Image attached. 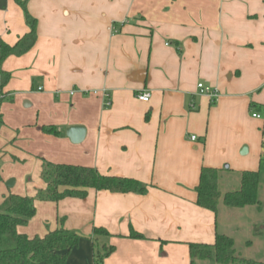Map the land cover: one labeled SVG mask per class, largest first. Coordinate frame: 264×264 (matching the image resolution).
I'll list each match as a JSON object with an SVG mask.
<instances>
[{
    "label": "crops",
    "instance_id": "0c3cea01",
    "mask_svg": "<svg viewBox=\"0 0 264 264\" xmlns=\"http://www.w3.org/2000/svg\"><path fill=\"white\" fill-rule=\"evenodd\" d=\"M19 1L36 21V41L1 64L9 81L0 98L12 104L3 101L0 114L12 129L36 128L38 180L43 159L133 179L146 192L38 202L43 229L18 232L43 237L63 220L82 237L66 264H94V246L114 247L102 264H189V244L228 236L230 211L199 208L195 188L203 168L237 188L241 173L262 174L264 0ZM28 32L24 12L7 0L0 40L13 46ZM199 84L216 92L214 101ZM71 127L84 128L81 143L67 138ZM49 128L58 135L41 134ZM9 194L17 195L0 203ZM94 228L109 237L92 242Z\"/></svg>",
    "mask_w": 264,
    "mask_h": 264
},
{
    "label": "trees",
    "instance_id": "16d2710c",
    "mask_svg": "<svg viewBox=\"0 0 264 264\" xmlns=\"http://www.w3.org/2000/svg\"><path fill=\"white\" fill-rule=\"evenodd\" d=\"M25 15L29 32L20 37L13 46L0 40V89L9 81L8 74L1 70L2 62L10 56H22L32 49L36 41V21L29 18L26 4L16 0ZM7 9V0H0V11ZM4 98H0V105ZM0 124L2 115L0 114ZM44 132L58 135L54 129H43ZM40 180L44 189L36 191L35 198L39 202L58 203L64 199H84L88 190L105 191L113 194L143 195L146 188L138 181L127 178L101 175L96 169L64 164H53L41 160ZM2 181L0 174V182ZM223 181L221 171L203 168L200 173L196 205L213 214L218 205L229 209L256 207L261 209L259 200V173L243 172L240 174V187L233 192L221 194ZM36 214L34 199L9 194L0 203V264H66L70 252L79 244L82 237L73 231L60 227L48 231L43 237H27L18 232L26 227ZM98 237H109L103 228H94L91 241ZM130 238H142L131 231ZM189 264H256L254 261L241 259L235 250V242L231 237L216 233L212 245L189 244ZM114 247L94 246V264H102L111 255Z\"/></svg>",
    "mask_w": 264,
    "mask_h": 264
},
{
    "label": "rangeland",
    "instance_id": "374dc122",
    "mask_svg": "<svg viewBox=\"0 0 264 264\" xmlns=\"http://www.w3.org/2000/svg\"><path fill=\"white\" fill-rule=\"evenodd\" d=\"M3 104L11 105L10 100L4 101ZM2 104V105H3ZM22 110L28 111L24 107V102L20 103ZM3 114V113H2ZM7 117L3 116V124H0V152L7 151L6 157H0V171L2 181L0 182V199L8 193H15L25 197L33 198L36 204V189H40L42 181L38 180L37 171L39 164L36 156V128L29 127L26 129L16 130L12 129L9 124L5 122ZM43 136L54 137L50 133L41 132ZM11 136L9 139L8 137ZM14 141L12 142V140ZM12 142V143H11ZM5 149V150H4ZM259 178L263 184V189L260 192L261 209L257 210L254 207H245L239 209L242 211H234L233 209L223 208L221 202L218 205L219 210H228L230 214L225 220H228V236L235 241V250L241 259L254 261L256 264H264V164L262 165V174L259 173ZM232 178H224L222 181L220 192L224 195L227 192L238 190L233 183ZM13 180V186L8 188L7 183ZM235 186V187H234ZM233 212L242 213L238 217ZM222 214V213H221ZM248 218L250 221L248 223ZM221 223L223 218L221 215ZM36 223L43 229V220L35 216L29 222L30 231L36 233ZM237 223V225L235 224ZM237 226V227H236ZM31 228V229H30ZM236 228H239L236 231ZM253 230V231H252ZM219 231L223 232V227H219ZM36 234H34L35 236ZM33 236V237H34Z\"/></svg>",
    "mask_w": 264,
    "mask_h": 264
},
{
    "label": "water",
    "instance_id": "95a60500",
    "mask_svg": "<svg viewBox=\"0 0 264 264\" xmlns=\"http://www.w3.org/2000/svg\"><path fill=\"white\" fill-rule=\"evenodd\" d=\"M66 136L72 144H79L82 142L85 136V130L83 127H71L66 130ZM224 169H227V166H224ZM13 181H9L7 186L10 188L13 185Z\"/></svg>",
    "mask_w": 264,
    "mask_h": 264
},
{
    "label": "built area",
    "instance_id": "2783aa9c",
    "mask_svg": "<svg viewBox=\"0 0 264 264\" xmlns=\"http://www.w3.org/2000/svg\"><path fill=\"white\" fill-rule=\"evenodd\" d=\"M198 90L200 94L206 95L210 98L211 101H214V99L216 98V92L211 90L210 88L204 87L203 85L199 84L198 86ZM138 99L142 102H147L149 99V95L147 93L142 94L138 97ZM253 117H257V116H253ZM191 141H196V137H191L190 138ZM264 153V151H263Z\"/></svg>",
    "mask_w": 264,
    "mask_h": 264
}]
</instances>
